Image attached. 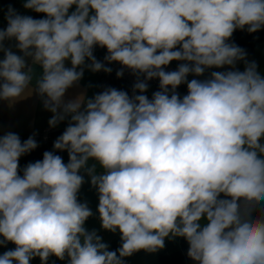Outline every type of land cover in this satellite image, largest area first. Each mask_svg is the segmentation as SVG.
<instances>
[{
	"label": "clouds",
	"instance_id": "9594fccd",
	"mask_svg": "<svg viewBox=\"0 0 264 264\" xmlns=\"http://www.w3.org/2000/svg\"><path fill=\"white\" fill-rule=\"evenodd\" d=\"M23 8L43 18L8 6L0 101L11 107L35 93L51 128L67 120L53 149L69 159L45 151L21 175L35 134L0 135V247L15 245L0 264L51 256L125 264L178 237L195 264H264V76L230 42L236 30L264 28V0H24ZM96 47L122 66L117 78L124 69L136 77L132 95L107 87L66 100L86 68L112 72ZM173 61L181 63L166 71ZM153 79L159 90L149 99ZM82 171L98 193L102 229L120 233L116 250L85 227L93 212L78 200Z\"/></svg>",
	"mask_w": 264,
	"mask_h": 264
},
{
	"label": "crops",
	"instance_id": "0c3cea01",
	"mask_svg": "<svg viewBox=\"0 0 264 264\" xmlns=\"http://www.w3.org/2000/svg\"><path fill=\"white\" fill-rule=\"evenodd\" d=\"M24 0H0V28H6L7 21L5 20V12L8 6L11 5L22 15H31L33 18H43V14H37L30 10L23 8ZM230 42H234L236 45L243 48L247 53V59L249 61H255L258 65V71L264 76V28L255 33H248L247 30H236L231 37ZM15 42H6V46H11L14 51ZM106 49L96 47L94 55L97 60L106 55ZM19 54V53H18ZM3 58V53L0 52V59ZM66 66L70 67V62L66 61ZM240 71L244 70V63L238 62L236 66ZM225 69H210L205 72L201 77H195L189 75L188 80L191 79H206L211 71H224ZM107 87H113L118 90L126 91L130 96L132 95L133 85L123 78H117L115 72L106 73L103 77H99L97 72H92L87 68L84 70L83 78L77 85L68 89L65 99L75 98L79 94H84L86 98H92L94 94L103 91ZM159 90V84L153 87H148L147 94H153ZM177 92L181 97L187 94V84H182L177 88ZM52 113L45 110L41 99L33 93L31 96L25 99L19 100L13 106L9 107L6 101H0V135L11 131L18 134L23 142L35 131H40L42 128L49 126L48 121L51 118ZM67 127V120L61 122L58 126L53 128L52 137L48 144L38 145V147L22 156L19 160V166L22 169L30 162H35L43 159V153L45 151H55V154L60 155L64 162H68L67 151H58L53 149L54 141L63 133ZM94 161H89V165ZM103 170L97 165V172ZM85 182L83 183L79 193L78 200L82 203L86 202L88 207L92 210L93 216H91L86 222L85 227L89 230H95L99 236L102 237L103 242L109 245V250H116L121 245L120 233H112L102 229L98 208V193L94 187L90 184V177L85 173ZM15 245L8 243L6 246L0 247V254L13 249ZM189 245L183 238L166 239L165 247L156 253H148L145 251H139L133 255L124 258L125 264H195L187 256V250ZM30 264H41L39 257L34 258ZM48 264H67V259L59 260L55 256H51L48 260Z\"/></svg>",
	"mask_w": 264,
	"mask_h": 264
},
{
	"label": "built area",
	"instance_id": "2783aa9c",
	"mask_svg": "<svg viewBox=\"0 0 264 264\" xmlns=\"http://www.w3.org/2000/svg\"><path fill=\"white\" fill-rule=\"evenodd\" d=\"M104 56L101 57L99 59V61L104 62L107 67H111L112 72L116 73L118 70L121 69L122 66L119 63L114 62L112 64H107V62L104 61ZM179 63H181V62H178V61L171 62L167 66L166 71L176 70ZM123 71H124V74L121 78L128 81L130 84L134 85V83L136 81V77L128 69H124ZM97 73H98L99 77H103L106 74L104 71H100ZM158 84H159V81L157 79H153L151 81H148V87H153V86H156ZM147 96L149 97V99H151L152 94H147ZM52 132H53V128H51L50 126H46V127L42 128L40 131H35L30 136L35 134L34 138L37 141V144L38 145H46V144H48V142L50 141V139L52 137Z\"/></svg>",
	"mask_w": 264,
	"mask_h": 264
},
{
	"label": "trees",
	"instance_id": "16d2710c",
	"mask_svg": "<svg viewBox=\"0 0 264 264\" xmlns=\"http://www.w3.org/2000/svg\"><path fill=\"white\" fill-rule=\"evenodd\" d=\"M40 71L41 70H40L39 66H36V72H37V74H39Z\"/></svg>",
	"mask_w": 264,
	"mask_h": 264
}]
</instances>
